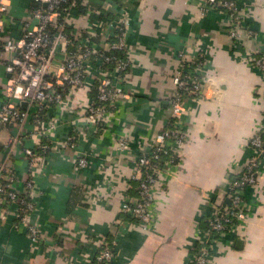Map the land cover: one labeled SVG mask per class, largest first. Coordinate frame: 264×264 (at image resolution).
<instances>
[{
	"label": "crops",
	"instance_id": "0c3cea01",
	"mask_svg": "<svg viewBox=\"0 0 264 264\" xmlns=\"http://www.w3.org/2000/svg\"><path fill=\"white\" fill-rule=\"evenodd\" d=\"M113 1H121L126 13L129 97L91 122L85 117L86 90L65 94L51 113L56 122L51 149L32 170L35 210L29 222L39 228L40 240H30L16 205L0 202V264H93L107 236L115 237L113 264H189L208 217L250 155V139L264 129V79L252 62L255 53L264 54V0H238L256 36L236 42L228 37L223 13L205 10L204 0H80L73 13L112 19L104 7ZM32 7V0H11L4 37L22 35ZM88 38L102 46L98 36ZM180 51L191 57L204 53V95L185 101V140L157 172L154 221L139 225L119 218L120 206L125 194H135L136 159L170 119ZM0 77L4 80L2 67ZM32 127L27 122L0 128V163L13 169L19 193L28 178L27 162L23 147L16 150L10 141L23 132L24 147H37L44 140ZM72 129L78 147H62ZM122 135L128 138L124 150L117 147ZM80 157L87 161L83 168H77ZM245 208L246 219L214 242L210 264H264V161L256 185L246 191Z\"/></svg>",
	"mask_w": 264,
	"mask_h": 264
},
{
	"label": "built area",
	"instance_id": "2783aa9c",
	"mask_svg": "<svg viewBox=\"0 0 264 264\" xmlns=\"http://www.w3.org/2000/svg\"><path fill=\"white\" fill-rule=\"evenodd\" d=\"M80 0H32L34 7L23 22V33L17 39L4 37L5 15L11 0H0V91L4 98L0 102V128L3 126L23 127L27 122L32 131L44 141L37 147H24L25 137L15 135L10 145L16 150L23 147L27 162V179L24 192L14 188L16 180L13 169L0 163V202L16 205V216L26 225L31 241L40 240V230L30 223L29 217L35 210L32 192V170L39 158L51 149L49 136L54 133L56 122L51 113L59 107L65 94L71 89H85L88 95L96 89V100L87 105V121L99 122L115 111L121 98H128L125 77L129 69L127 58L126 13L121 1L105 5V14L112 19H92L87 15L73 13ZM120 6V9L117 7ZM205 10H219L226 21L228 37L233 41L255 37L256 32L242 17L238 0H204ZM98 36L102 46L96 47L88 37ZM99 41V40H98ZM105 47L116 53L105 54ZM180 67L173 76L175 93L168 101L170 119L156 134L152 145L135 162L131 176L134 195L125 194L120 214L131 218L139 225H149L155 215L152 186L156 175L167 159L173 160L174 146L185 140L182 118L186 112L185 101L204 95L205 82L201 72L205 63L204 53L191 57L185 51L177 53ZM254 67L264 79V54L255 53ZM25 104V107L23 105ZM61 146L76 149V130H69L61 140ZM128 138L122 135L117 140L120 150L126 149ZM250 155L241 171L229 180L222 198L215 205L214 213L207 219L204 238L194 248L189 264H210L213 244L219 236L228 232L246 219L245 194L257 182V174L264 161V129L255 134L248 143ZM87 165L85 157L77 160V168ZM119 220V221H118ZM116 224H120V219ZM116 235V234H115ZM115 237L112 241L100 242L95 264H113Z\"/></svg>",
	"mask_w": 264,
	"mask_h": 264
},
{
	"label": "trees",
	"instance_id": "16d2710c",
	"mask_svg": "<svg viewBox=\"0 0 264 264\" xmlns=\"http://www.w3.org/2000/svg\"><path fill=\"white\" fill-rule=\"evenodd\" d=\"M94 15H91V17H93ZM94 17H96V16H94ZM106 49L104 50V53L105 54H112V53H116V51L114 52V50H111L109 47H105ZM117 55H121V54H119V53H116ZM96 89H94L93 91H92V93L90 94V97H91V99H93V100H96ZM124 218L125 219V217H127V216H125V215H123V214H120V216H119V218ZM18 219V218H17ZM19 220V219H18ZM17 220V221H18ZM206 225H207V222H206ZM112 236H107V238L105 239V240H107V241H112ZM96 255H97V253H96ZM96 255H95V257H96ZM95 257H94V259H95ZM93 264H95V261L93 260Z\"/></svg>",
	"mask_w": 264,
	"mask_h": 264
},
{
	"label": "water",
	"instance_id": "95a60500",
	"mask_svg": "<svg viewBox=\"0 0 264 264\" xmlns=\"http://www.w3.org/2000/svg\"><path fill=\"white\" fill-rule=\"evenodd\" d=\"M23 107H25V104L23 105Z\"/></svg>",
	"mask_w": 264,
	"mask_h": 264
}]
</instances>
